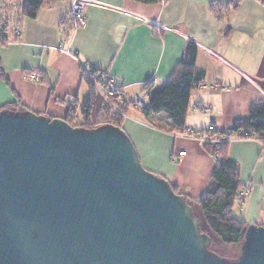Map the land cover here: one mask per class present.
Wrapping results in <instances>:
<instances>
[{
	"label": "crops",
	"instance_id": "1",
	"mask_svg": "<svg viewBox=\"0 0 264 264\" xmlns=\"http://www.w3.org/2000/svg\"><path fill=\"white\" fill-rule=\"evenodd\" d=\"M213 1L236 5L227 22L211 12ZM17 3L0 1V20L7 19L0 23V108L55 118L82 109L89 87L80 62L112 73L128 100L149 95L164 87L190 43L204 77L191 89L186 127L226 131L264 102V0H91L86 24L73 30L69 0H46L32 19L13 18ZM32 73L39 79H29ZM151 119L167 125L163 113ZM123 129L145 169L190 198L205 190L216 160L202 142L159 130L132 107ZM226 154L250 187L238 217L264 226V140L234 136Z\"/></svg>",
	"mask_w": 264,
	"mask_h": 264
},
{
	"label": "water",
	"instance_id": "2",
	"mask_svg": "<svg viewBox=\"0 0 264 264\" xmlns=\"http://www.w3.org/2000/svg\"><path fill=\"white\" fill-rule=\"evenodd\" d=\"M210 244L120 127L0 110V264H264L262 225L247 226L235 260Z\"/></svg>",
	"mask_w": 264,
	"mask_h": 264
},
{
	"label": "trees",
	"instance_id": "3",
	"mask_svg": "<svg viewBox=\"0 0 264 264\" xmlns=\"http://www.w3.org/2000/svg\"><path fill=\"white\" fill-rule=\"evenodd\" d=\"M45 1L18 0L17 5L14 6L13 18H34ZM133 1L152 4L158 3L161 0ZM235 8L236 5L230 2L221 3L213 1L210 4V10L214 16L219 21L224 22H227L231 12ZM6 21L7 19L0 20V23ZM71 21L74 25V20L72 19ZM71 29L73 30L74 28L72 27ZM228 30L226 29V32ZM4 41L5 38L1 33L0 42ZM196 51L197 47L193 43H190L187 46L185 58L176 66L164 87L149 94L148 106L141 111V114L155 128L168 133H174L176 129L184 130L186 128L185 119L188 112L191 89L195 84L200 83L204 77V72L198 70L195 65ZM83 78L89 87L88 98L80 110L69 107L63 119L71 126H78L84 129H93L106 124L118 126L123 129L124 114L131 107L130 104L125 102L119 105L120 111L124 113L123 115L115 113L96 94L93 85L84 74ZM3 108L15 110L10 106L2 107L0 110ZM35 113L43 114L40 112ZM159 113L166 115V126L158 125L151 119L153 115ZM49 117L53 118L51 116ZM215 132L223 134L230 132L232 138L234 136L238 138L255 137L264 140V102L252 104L249 107L248 117L235 121L231 129L220 131L215 127ZM229 141L221 144L218 149H213L208 144L202 143L205 150L212 156L217 151L219 158L216 159V164L208 185L197 198H190L185 193L179 192L176 186L169 183L174 193L185 196L186 201L192 207L193 211L196 207L199 209L201 229L211 237L209 249L216 239L227 245H240L243 241L245 230L249 225L244 219L235 216L233 213L234 207L241 205L244 195L242 196L239 193L243 186L239 180L238 165L226 154V146Z\"/></svg>",
	"mask_w": 264,
	"mask_h": 264
},
{
	"label": "built area",
	"instance_id": "4",
	"mask_svg": "<svg viewBox=\"0 0 264 264\" xmlns=\"http://www.w3.org/2000/svg\"><path fill=\"white\" fill-rule=\"evenodd\" d=\"M70 1V15L74 20L73 28L82 27L86 24V7L91 0H69ZM17 32V29H15ZM80 68L82 73L90 80L96 94L108 104L115 113L123 115L119 109V105L128 102L132 108H135L139 112L148 106V94L145 93L140 96H136L132 100L125 98L123 89L117 81L116 77L105 70H97L91 64L87 62H80ZM28 78L39 79L35 74H29ZM126 114H124L125 117ZM174 134L190 137L199 140L202 143L208 144L213 149H218L221 144L229 141L232 136L230 132L226 134L215 132V126L209 124L204 129L194 130L186 127L184 130L176 129ZM246 135V134H245ZM247 137V135H246ZM183 155L184 152H180ZM213 157L219 158L217 151H215ZM250 192V187L246 186L240 190V195H246Z\"/></svg>",
	"mask_w": 264,
	"mask_h": 264
},
{
	"label": "rangeland",
	"instance_id": "5",
	"mask_svg": "<svg viewBox=\"0 0 264 264\" xmlns=\"http://www.w3.org/2000/svg\"><path fill=\"white\" fill-rule=\"evenodd\" d=\"M1 1V0H0ZM13 0H6V2H11ZM17 1V0H14ZM195 206V205H194ZM244 207H239L238 205L234 207L233 213L235 216H239L242 212ZM195 217L199 219V222L201 223V217H200V211L196 207L193 211ZM203 226V224H202ZM211 251L215 252L220 258H224L227 260H235L238 258V255L240 253V246L239 245H227L219 240H215L210 248Z\"/></svg>",
	"mask_w": 264,
	"mask_h": 264
}]
</instances>
